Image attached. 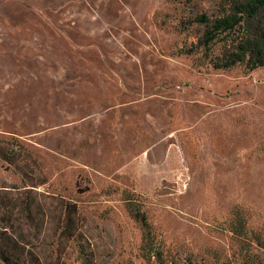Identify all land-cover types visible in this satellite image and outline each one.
Returning <instances> with one entry per match:
<instances>
[{
	"label": "rangeland",
	"instance_id": "1",
	"mask_svg": "<svg viewBox=\"0 0 264 264\" xmlns=\"http://www.w3.org/2000/svg\"><path fill=\"white\" fill-rule=\"evenodd\" d=\"M232 3L0 0V235L28 264H264V67L199 45Z\"/></svg>",
	"mask_w": 264,
	"mask_h": 264
},
{
	"label": "trees",
	"instance_id": "2",
	"mask_svg": "<svg viewBox=\"0 0 264 264\" xmlns=\"http://www.w3.org/2000/svg\"><path fill=\"white\" fill-rule=\"evenodd\" d=\"M197 22L205 26L199 45L206 51V57L215 43L226 37L223 53L210 60L214 69L230 70L241 64H246L251 71L264 67V0H233L229 13L216 18L201 15ZM0 158L17 166L21 155L15 149L0 146ZM13 202L12 207L16 209V201ZM130 213L145 231L149 229L146 214L133 209H130ZM16 244L14 239H5L0 235V259L5 264H28L25 256L16 249Z\"/></svg>",
	"mask_w": 264,
	"mask_h": 264
}]
</instances>
